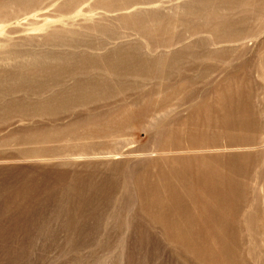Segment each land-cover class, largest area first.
Wrapping results in <instances>:
<instances>
[{
    "label": "rangeland",
    "instance_id": "obj_1",
    "mask_svg": "<svg viewBox=\"0 0 264 264\" xmlns=\"http://www.w3.org/2000/svg\"><path fill=\"white\" fill-rule=\"evenodd\" d=\"M0 264H264V0H0Z\"/></svg>",
    "mask_w": 264,
    "mask_h": 264
},
{
    "label": "bare ground",
    "instance_id": "obj_2",
    "mask_svg": "<svg viewBox=\"0 0 264 264\" xmlns=\"http://www.w3.org/2000/svg\"><path fill=\"white\" fill-rule=\"evenodd\" d=\"M37 18V17H36Z\"/></svg>",
    "mask_w": 264,
    "mask_h": 264
}]
</instances>
